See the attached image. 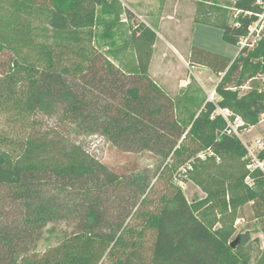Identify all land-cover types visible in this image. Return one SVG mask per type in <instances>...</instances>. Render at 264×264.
Segmentation results:
<instances>
[{
    "label": "trees",
    "instance_id": "16d2710c",
    "mask_svg": "<svg viewBox=\"0 0 264 264\" xmlns=\"http://www.w3.org/2000/svg\"><path fill=\"white\" fill-rule=\"evenodd\" d=\"M116 1L11 0L10 16L0 20V53L12 54L0 72L1 104L19 115V124L56 109L63 132L60 142L0 135V189L11 204L5 219L0 210V264H248L238 251L248 233L233 238L232 223L205 220L195 208L209 202L221 212L236 211L251 202L252 219L264 231V173L246 169L243 142L227 133L226 120L216 113L227 109L249 125L264 114V34L233 58L193 45V62L222 73L217 100L188 96L177 111L175 100L148 75L153 31L135 30L137 64L130 71L88 47L99 9ZM231 5L239 11L236 24L220 28L223 41L237 45L264 12V0ZM39 15L50 43L35 40L31 20ZM249 81L254 83L241 93ZM95 133L120 150L159 155L170 181L160 205L150 207L145 170L117 172L69 138ZM200 152L212 155L201 161ZM258 155L264 158V151ZM216 157L232 162L231 171L208 174L209 182L200 181L205 197L189 202L179 168L191 161L201 174ZM247 176L252 186L245 184ZM45 229L54 240L37 251Z\"/></svg>",
    "mask_w": 264,
    "mask_h": 264
},
{
    "label": "rangeland",
    "instance_id": "374dc122",
    "mask_svg": "<svg viewBox=\"0 0 264 264\" xmlns=\"http://www.w3.org/2000/svg\"><path fill=\"white\" fill-rule=\"evenodd\" d=\"M10 2L11 0L0 1V20L10 16L13 9ZM231 2L232 0H117L99 9V18L92 30L93 36L86 43L120 69L130 71L137 64L134 38L138 31L135 30L143 26L153 31L156 39L151 46L148 75L175 100L178 111L188 96H194L199 100L207 99L208 93L215 88L220 79L219 74L192 61L190 57L192 46L196 45L231 58L236 56L240 48V44H229L222 39L220 25L223 22L235 25L239 12L232 7ZM107 22L112 23L108 31ZM31 26L37 42H51V36L43 30L47 25L42 15L33 18ZM263 34V30H260L258 36L253 35L249 40L255 44ZM11 55L8 50L0 53V72L7 70ZM253 83L247 82L246 86L240 89L241 93ZM57 117L56 109L52 108L51 111H38L30 115L27 125L19 124V115L4 108L0 102V135L16 140L31 134L60 142V134L63 132L62 124ZM241 120L243 123L239 132L241 141L247 143L258 154L264 151V114L255 125H249L245 120ZM69 138L80 144L89 155L117 172L145 170L151 177L150 207L160 205V198L168 191L170 181L169 174L161 172L163 167L158 154L151 151L120 150L106 136L97 133L72 134ZM257 139L261 141V145H256ZM3 148L8 149L9 146ZM208 156L210 155L206 153L198 159L205 161ZM193 162L197 163L196 160ZM231 164L233 163L229 160L216 157L214 164L210 163L204 173L199 174L194 168L185 173L181 171L178 183L181 184L186 199L191 202L204 198L206 191L200 181L209 182L208 174L210 177L229 174L233 167ZM181 178H184V181H180ZM244 182L252 186L251 179L245 178ZM3 191V188L0 189V210H3L5 219L11 204L8 199L4 200ZM195 209L200 217L206 218L205 220H224L227 225L232 223L233 238H237L239 233L247 232L248 239L241 245L239 243L238 251L247 256L248 264H258L264 254V231L260 229L257 220L252 219L251 202L243 204L236 211L221 212L209 202L196 204ZM219 224L220 222L215 223V227ZM50 226L48 225L46 229ZM63 226L60 224V227ZM46 229L36 248L37 251H41L54 240ZM145 243V248H148L149 241Z\"/></svg>",
    "mask_w": 264,
    "mask_h": 264
},
{
    "label": "built area",
    "instance_id": "2783aa9c",
    "mask_svg": "<svg viewBox=\"0 0 264 264\" xmlns=\"http://www.w3.org/2000/svg\"><path fill=\"white\" fill-rule=\"evenodd\" d=\"M257 16L258 18L249 25L248 35L239 41L240 46H243L247 42H250V46H252L254 43H252L249 40V38L252 37L253 35L258 36V33L260 32V30H262L263 25H264V12L261 14H257ZM218 74L219 76H222V73H218ZM207 100L212 101V102H215L217 100L215 88L211 92L208 93ZM216 113L220 114L226 120L227 133L235 134L236 136L240 137L239 132L243 124L242 120L238 116L232 118V113L227 109L217 108ZM255 142H256V145H261L260 140L257 139L255 140ZM243 144H244V147L246 148V158H247L246 169L249 172L259 170L264 173V158H260L258 153L253 148L249 147L247 143H243ZM203 154H206V153L200 152L199 154H197V157H203ZM207 154L212 155L211 152H207ZM192 168H193L192 162L188 161L186 164H184L179 169V172L182 171L185 173V172H188L189 170H192ZM179 176H181V173H179ZM246 179H250L249 176H247Z\"/></svg>",
    "mask_w": 264,
    "mask_h": 264
},
{
    "label": "water",
    "instance_id": "95a60500",
    "mask_svg": "<svg viewBox=\"0 0 264 264\" xmlns=\"http://www.w3.org/2000/svg\"><path fill=\"white\" fill-rule=\"evenodd\" d=\"M236 242H237V239H235V240L231 243V245L234 246Z\"/></svg>",
    "mask_w": 264,
    "mask_h": 264
}]
</instances>
